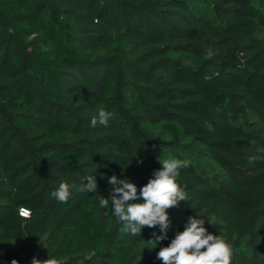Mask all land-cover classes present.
<instances>
[{
	"label": "trees",
	"instance_id": "16d2710c",
	"mask_svg": "<svg viewBox=\"0 0 264 264\" xmlns=\"http://www.w3.org/2000/svg\"><path fill=\"white\" fill-rule=\"evenodd\" d=\"M101 109L108 126L92 127ZM255 155L264 0H0V261L162 264L160 248L197 215L232 245L231 264H264ZM170 159L191 162L177 178L187 201L155 244L159 226L133 236L99 197L113 175L139 194ZM88 174L97 192L77 190ZM61 182L66 203L51 196Z\"/></svg>",
	"mask_w": 264,
	"mask_h": 264
},
{
	"label": "clouds",
	"instance_id": "9594fccd",
	"mask_svg": "<svg viewBox=\"0 0 264 264\" xmlns=\"http://www.w3.org/2000/svg\"><path fill=\"white\" fill-rule=\"evenodd\" d=\"M212 48L205 50L204 59H212L216 55ZM111 113L103 109L99 110L91 118V126L97 123L108 126ZM264 161V155L248 157V163L254 164ZM161 168L152 174L148 183L139 190L128 178L120 179L116 175L108 179L111 189L109 197L100 195L99 205L107 208L111 201L113 215L118 222L123 223V231L133 236L141 235L143 228H155L159 226L162 235H156L152 242L167 239V230L170 226L168 210L187 201V193L177 182L180 170L190 166L189 160L170 159L160 161ZM142 163V161H141ZM80 192H97L96 175L88 174L83 177ZM66 182H61L58 189L51 196L59 202H67L71 192ZM142 199L143 202H136ZM22 215L28 217L30 213L22 210ZM233 248L222 235H214L205 227V218L197 215L189 216L183 231H178L170 244L161 247L157 253V259L162 264H231ZM11 264H18L13 260ZM31 264H63V262L48 252V258L40 260L33 257Z\"/></svg>",
	"mask_w": 264,
	"mask_h": 264
},
{
	"label": "built area",
	"instance_id": "2783aa9c",
	"mask_svg": "<svg viewBox=\"0 0 264 264\" xmlns=\"http://www.w3.org/2000/svg\"><path fill=\"white\" fill-rule=\"evenodd\" d=\"M0 264H10V263H9L8 261L2 259V260L0 261Z\"/></svg>",
	"mask_w": 264,
	"mask_h": 264
}]
</instances>
